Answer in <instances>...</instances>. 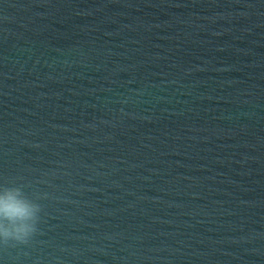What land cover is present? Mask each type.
Wrapping results in <instances>:
<instances>
[{
    "label": "water",
    "instance_id": "obj_1",
    "mask_svg": "<svg viewBox=\"0 0 264 264\" xmlns=\"http://www.w3.org/2000/svg\"><path fill=\"white\" fill-rule=\"evenodd\" d=\"M0 264H264V0H0Z\"/></svg>",
    "mask_w": 264,
    "mask_h": 264
},
{
    "label": "clouds",
    "instance_id": "obj_2",
    "mask_svg": "<svg viewBox=\"0 0 264 264\" xmlns=\"http://www.w3.org/2000/svg\"><path fill=\"white\" fill-rule=\"evenodd\" d=\"M40 207L27 198L21 187L0 191V240L25 243L36 231Z\"/></svg>",
    "mask_w": 264,
    "mask_h": 264
}]
</instances>
